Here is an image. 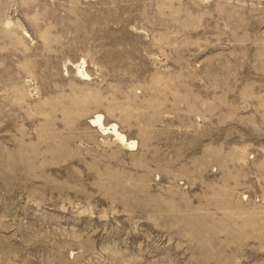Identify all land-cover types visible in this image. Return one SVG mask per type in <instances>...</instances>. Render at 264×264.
<instances>
[{"label":"rangeland","instance_id":"rangeland-1","mask_svg":"<svg viewBox=\"0 0 264 264\" xmlns=\"http://www.w3.org/2000/svg\"><path fill=\"white\" fill-rule=\"evenodd\" d=\"M0 264H264V0H0Z\"/></svg>","mask_w":264,"mask_h":264},{"label":"bare ground","instance_id":"bare-ground-1","mask_svg":"<svg viewBox=\"0 0 264 264\" xmlns=\"http://www.w3.org/2000/svg\"><path fill=\"white\" fill-rule=\"evenodd\" d=\"M79 72H81L82 74H87L82 69H79ZM90 119H91L92 124H95V125L99 124L100 128H102L104 131L109 130L115 133L116 134L115 136L119 138L120 140H122L123 142H125V144H128L129 146H133L135 144L136 141H134L133 139L127 138L126 134L123 133L122 131L120 132L116 122H111L108 125H105L102 113L96 112Z\"/></svg>","mask_w":264,"mask_h":264}]
</instances>
